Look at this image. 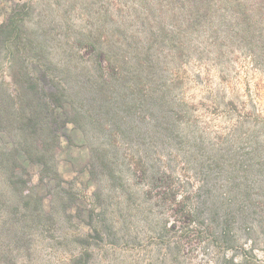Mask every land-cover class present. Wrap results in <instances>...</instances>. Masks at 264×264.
<instances>
[{
	"label": "rangeland",
	"instance_id": "1",
	"mask_svg": "<svg viewBox=\"0 0 264 264\" xmlns=\"http://www.w3.org/2000/svg\"><path fill=\"white\" fill-rule=\"evenodd\" d=\"M103 2L0 0V23L14 14L20 28L17 49L10 44L0 52L2 241L11 246L17 230L29 231L23 245L32 249L20 258L33 264H65L74 253L81 264H264V50L242 44L219 60L217 51L192 58L188 98L207 143L216 145L212 164L217 155L225 159L213 166L222 174L208 178L219 187L227 181L231 195L252 206V219H242L236 245L201 239L180 251L158 190L150 195L148 175L133 168L143 158L156 171L162 156L178 165L174 134L158 131L160 106L145 100L142 89L105 87L96 94L79 74L99 50L93 43ZM106 22L110 31L114 23ZM33 66L39 70L28 73ZM46 76L44 85L38 77ZM44 90L71 104L52 108ZM216 100H234L237 109H216ZM66 116L77 126L61 125ZM191 176L193 188L204 186Z\"/></svg>",
	"mask_w": 264,
	"mask_h": 264
},
{
	"label": "trees",
	"instance_id": "2",
	"mask_svg": "<svg viewBox=\"0 0 264 264\" xmlns=\"http://www.w3.org/2000/svg\"><path fill=\"white\" fill-rule=\"evenodd\" d=\"M103 3L104 9L100 7L98 13L99 34L93 43L99 50L91 68L79 74L84 79L88 77L87 82L94 85L96 94L105 87L126 86L133 93L142 89L145 100L155 101L160 106L162 116L158 131L162 137L174 134L178 165L170 167L168 158L162 156L164 164L156 171H150L152 166L143 158L136 160L139 163L133 168L137 171L140 166L143 168L142 172L153 185L149 194L157 189L162 206L169 210L167 220L172 222L177 248L189 251L201 239H206L207 243L236 245L240 240L238 227L242 219L251 221L252 213L247 212L252 206L233 197L227 181L219 187L217 181L208 178L212 172L222 174V170L213 166L221 167L225 159L217 155V163L212 164L216 145L213 141L207 143L206 132L199 127L188 89L193 79L195 53L204 55L217 51L219 60L242 44L253 53L255 47L264 50V0H104ZM108 18L114 23L110 31ZM19 30L14 14L0 23V52L6 46L11 48L12 44L11 49H17L15 41L20 39L17 38ZM37 70V66H33L28 73ZM45 74L48 76V72ZM47 76L38 77L39 82L46 85ZM29 77L28 81H32ZM43 93L42 100L54 109H66L71 104L70 98L65 101L54 90ZM212 103L216 109L223 108L227 112L237 109L234 100ZM147 112H152L150 107ZM67 121L77 126L68 116L61 125ZM48 124L51 125V121ZM233 132L230 131L232 140ZM166 140L164 137L162 143ZM20 169L17 165L14 173H21ZM191 173L201 177L200 184L203 181L204 186L193 188ZM91 176L97 177L94 170ZM28 232L17 230L9 243L11 246H7L0 235V264H33L32 258H20L23 250L32 249L23 245L22 235L27 236ZM81 263V254L74 253L65 264Z\"/></svg>",
	"mask_w": 264,
	"mask_h": 264
}]
</instances>
